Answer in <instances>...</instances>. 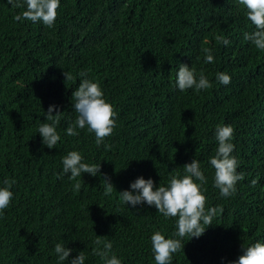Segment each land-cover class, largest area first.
I'll return each mask as SVG.
<instances>
[{
  "label": "trees",
  "instance_id": "16d2710c",
  "mask_svg": "<svg viewBox=\"0 0 264 264\" xmlns=\"http://www.w3.org/2000/svg\"><path fill=\"white\" fill-rule=\"evenodd\" d=\"M23 10L0 0V187L15 181L0 213V264H70L81 251L84 264H103L93 254L97 236L112 243L121 264H155L157 230L184 245L171 264H230L242 245L264 242V50L244 39L255 26L238 0H60L52 27L14 21ZM205 48L213 62H205ZM181 63L212 86L179 90ZM82 71L116 113L100 146L87 127L77 136L65 131L78 115L72 93ZM63 72L73 79L65 81ZM220 72L229 84L216 79ZM50 105L62 112L52 149L38 133L41 123H52ZM217 125L233 128L231 155L244 177L230 197L214 187L209 158L218 148ZM70 151L101 165L111 194L100 174L82 173L75 189L77 180L63 173ZM193 159L207 181L205 210L218 209L199 238L175 237L176 217L120 199L141 176L167 186ZM57 243L72 249L68 260L59 262Z\"/></svg>",
  "mask_w": 264,
  "mask_h": 264
},
{
  "label": "clouds",
  "instance_id": "9594fccd",
  "mask_svg": "<svg viewBox=\"0 0 264 264\" xmlns=\"http://www.w3.org/2000/svg\"><path fill=\"white\" fill-rule=\"evenodd\" d=\"M7 2L13 8L24 9L13 17L14 21H42L48 27L54 25L57 9L60 6V0H7ZM238 2L247 9V19L255 26L254 31L244 34V39L251 41L257 49L264 50V0H238ZM217 40L226 46L230 43L223 36H218ZM203 52L206 63L214 61L210 49L205 48ZM63 75L65 81L73 79L70 73L63 72ZM80 76L82 79L79 86L72 93V100L75 101L73 108L78 115L74 123L70 124L65 131L68 136H77L79 134L77 128L87 127L90 133L95 134V142L97 146H100L105 137L110 136L114 130L116 113L113 106L104 99V93L99 84L88 79L86 72L82 71ZM216 79L223 85L231 82V77L225 72L218 73ZM175 82L181 91L191 88L199 91L212 86L203 72L197 80L195 70L182 63L176 71ZM53 111L56 112L55 115L52 114ZM61 114L57 106L50 105L46 112V119L52 123H41L38 128L43 145L49 149L54 148L61 139L56 130ZM233 132V128L229 125H217L215 138L218 148L215 155L209 158L211 166L215 169L214 187L219 189L221 197L233 195L237 181L244 178L242 173H237L238 161L231 155L234 150V145L230 142ZM82 160L83 157L78 151L68 152L62 157L63 173H70L72 180H77L82 173L92 176L100 174L105 182V194H111L114 185L109 177L100 172L101 165L84 163ZM183 168V176L179 173L170 174L167 186L157 187L151 178L138 177L130 184V191L119 192L120 199L132 207L144 203L154 206L165 218L176 217L177 231L173 233L175 237L199 238L206 230L203 225H212L213 217L216 216L218 209L213 207L205 210L206 197L201 192V184L207 181L201 171L199 161L193 159L190 163L183 165ZM3 183L5 186L0 187V213L9 206L12 200L13 193L10 188L15 181L5 179ZM74 187L76 190L81 188L79 180ZM151 243L155 264H171L172 254L184 247L181 239L165 238V235L158 230L152 234ZM94 244L93 254L99 256L103 264H121L120 259L112 252V243L104 236H97ZM71 251L72 249L60 243L54 247L59 262L68 260ZM85 259V254L81 251L71 259L70 264H84ZM230 264H264V242L257 241L247 247L242 245V254Z\"/></svg>",
  "mask_w": 264,
  "mask_h": 264
}]
</instances>
